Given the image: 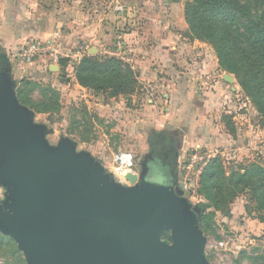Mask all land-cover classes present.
<instances>
[{"label": "rangeland", "instance_id": "obj_1", "mask_svg": "<svg viewBox=\"0 0 264 264\" xmlns=\"http://www.w3.org/2000/svg\"><path fill=\"white\" fill-rule=\"evenodd\" d=\"M40 1L50 11L74 8L90 13H106L107 32H105L112 35L113 43L122 40L120 37L122 30L117 23L124 18L132 19L131 24H133L136 8L143 7V2L140 0ZM238 1L245 5L254 17L262 20L264 0H260L258 5L255 0ZM193 2L194 0H159L157 5L165 8L166 14H169L166 21L172 26V32L182 41L195 47L193 52L196 51L197 55L201 53L202 56L208 53L218 62L217 50L212 39H209L208 32L197 33L187 22V6ZM194 42L200 44H193ZM112 46L104 47L107 52L97 56L116 57L126 63L121 65V70L128 71L132 75L131 80L133 79L135 83L131 92L112 95L111 90L95 91L92 88H84L77 83L73 69L64 73L63 81L55 76L42 80L37 78L33 71L30 77L34 80H29L30 85L15 84L16 101L17 105L30 111L33 125L43 127L45 131L43 143L48 150L56 149L63 141L81 150L86 146L88 148L92 146L99 151L93 153V158L100 162L104 158L111 162L118 152L129 151L135 156V165L141 166L143 171L146 164L150 163L148 157L152 155L145 156L154 129L150 112L153 114L160 112L163 106L160 92L165 91H162L163 89L159 91L152 84L139 82L138 72L124 59L125 56L111 54L114 51ZM148 49L150 48H140L143 51ZM88 55L94 56L95 51ZM226 74L235 79L237 97L233 101L231 113L227 115H231L232 119H227L224 114L221 115H224L222 119L228 122L226 130L229 138L223 141L221 147L210 151L212 161L209 160L208 164L211 163V173L214 174L210 180L213 188L210 191L205 190L199 182L195 186H189L184 181L182 168L184 160L181 162L175 187L182 190L183 195L180 198L189 205L190 211L194 207H199L201 210L197 216L196 227L206 242L202 255L204 264H264V199L254 196L252 192L254 186L247 183L252 178L253 183L261 184L264 189L263 175L257 172L253 174L251 171L259 168L264 172V119L251 98L247 97L238 85L236 75ZM72 76L73 79L70 81ZM27 99L38 104L57 100L59 107L46 114L36 113L22 104V101ZM148 99L157 102L156 107L154 106L156 110L150 107ZM141 113L144 117L143 123L138 119ZM119 121H122L124 126ZM226 130L224 129V132ZM137 167L136 171H138ZM162 167L161 162H155L150 168L147 181L167 186L166 170ZM105 174L108 175L106 171ZM117 186L118 182H115L114 188L121 190ZM171 188L173 189L174 186ZM11 200V188L7 183H0V210L6 211L12 204ZM258 221L262 223L259 224ZM245 228H250L251 232H246ZM161 238L169 242L170 232H163ZM221 241L227 243L226 250L212 246ZM0 264H30L21 247L2 226H0Z\"/></svg>", "mask_w": 264, "mask_h": 264}, {"label": "water", "instance_id": "obj_2", "mask_svg": "<svg viewBox=\"0 0 264 264\" xmlns=\"http://www.w3.org/2000/svg\"><path fill=\"white\" fill-rule=\"evenodd\" d=\"M44 132L0 74V183L12 190L0 226L30 264H204L201 210H189L176 182H148L145 166L136 183L128 175L131 185L116 190L74 145L48 150ZM166 231L169 242L161 238Z\"/></svg>", "mask_w": 264, "mask_h": 264}, {"label": "crops", "instance_id": "obj_3", "mask_svg": "<svg viewBox=\"0 0 264 264\" xmlns=\"http://www.w3.org/2000/svg\"><path fill=\"white\" fill-rule=\"evenodd\" d=\"M140 1L143 7L136 8L133 24L132 19L123 18L117 25L122 30L120 37L124 59L138 72L139 82L165 91L160 92L163 105L160 112H150L154 129L145 156L152 154L153 147L155 152H159L158 161L162 168L175 180L180 172L184 150L199 147L212 151L229 138L222 118L225 115L232 119L231 115H227L234 106L237 85L230 75L224 78L226 73L218 69L215 57L208 53L205 56L201 53L197 55L196 51L193 52V45L182 41L172 32V26L166 21L168 13L157 5L159 0ZM105 15L74 8L50 11L40 0H0V74L8 78L14 93L16 83L34 80L30 77L33 71L42 80L55 76L63 81L64 73L72 70L71 66L76 62L65 58L68 62L64 65H48L45 60L22 63L15 54L26 41L45 43L55 34L59 35L57 40L65 55L78 51L83 55L88 54L91 48H95V55H99L107 52L104 47L108 45H113L114 49L117 41L113 43L112 35L106 34ZM141 47L150 49L143 51ZM72 79L73 76L70 81ZM148 102L155 109L157 102L152 99H148ZM138 119L144 122L142 113ZM119 122L124 126L122 121ZM74 152L85 154L102 168L104 174L106 171L112 180L118 182L110 161L104 158L100 162L93 158V153L99 152L97 148L86 146L81 150L74 146ZM137 169L139 175L143 173L141 166Z\"/></svg>", "mask_w": 264, "mask_h": 264}, {"label": "trees", "instance_id": "obj_4", "mask_svg": "<svg viewBox=\"0 0 264 264\" xmlns=\"http://www.w3.org/2000/svg\"><path fill=\"white\" fill-rule=\"evenodd\" d=\"M259 2L260 0H255L257 5ZM186 14L187 22L192 30L197 33L208 32V37L212 39L217 50L218 69L224 73L236 75L238 85L247 97L251 98L264 119V17L262 20L254 17L238 0H194L193 4L187 6ZM67 62V59H60L58 64L64 65ZM122 64L126 63H123L120 58L98 57L85 53L72 69L80 86L92 88L95 91L111 90L112 95H117L131 92L132 85L135 83L133 79L131 80L130 72L121 70ZM19 85L28 86L30 82L22 80ZM19 93L20 91L17 92L18 98ZM22 104L36 113L45 114L59 107L57 100L38 104L27 99L22 101ZM223 122L228 129V122H225V119ZM210 164L206 165L207 167L203 169L199 177V183L209 191L213 188L210 180L214 175L211 173ZM251 171L253 174L261 173L264 177V172L259 168ZM251 179L247 183L254 186L253 195L264 199L262 185L253 183ZM245 231L251 232L250 228H245Z\"/></svg>", "mask_w": 264, "mask_h": 264}, {"label": "built area", "instance_id": "obj_5", "mask_svg": "<svg viewBox=\"0 0 264 264\" xmlns=\"http://www.w3.org/2000/svg\"><path fill=\"white\" fill-rule=\"evenodd\" d=\"M58 34L54 37L41 43L37 40H29L21 45L19 52L15 54L18 61L22 63H31L35 60H45L48 65H57L60 59L68 58L74 62H78L82 58L81 51L72 55H65L61 50V45L58 42ZM121 41L114 44V51L111 52L113 56L124 57V48ZM212 155L210 151L203 150L199 147L189 148L182 153V168L184 173V181L189 186H195L199 182V177L203 169L208 164ZM112 171L113 175L117 178L121 185L129 186L130 181L127 176H135V183L138 181V173L135 169V156L129 151L118 152L112 158ZM215 248H224L226 250L227 243L219 242L212 245Z\"/></svg>", "mask_w": 264, "mask_h": 264}, {"label": "flooded vegetation", "instance_id": "obj_6", "mask_svg": "<svg viewBox=\"0 0 264 264\" xmlns=\"http://www.w3.org/2000/svg\"><path fill=\"white\" fill-rule=\"evenodd\" d=\"M158 151H154L153 147H152V155L150 157H148V159H150V163H147L146 164V167H147V176L149 175L150 173V168L152 167V165L156 162H160V160L158 161ZM162 161V160H161ZM167 183L168 185H172V183H175L176 182V179L174 180L173 176L172 175H169L167 174Z\"/></svg>", "mask_w": 264, "mask_h": 264}]
</instances>
